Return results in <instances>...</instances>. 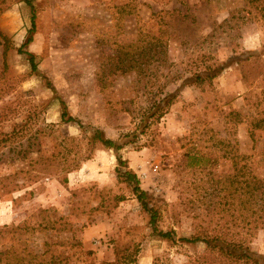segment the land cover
Returning <instances> with one entry per match:
<instances>
[{"label": "rangeland", "instance_id": "rangeland-1", "mask_svg": "<svg viewBox=\"0 0 264 264\" xmlns=\"http://www.w3.org/2000/svg\"><path fill=\"white\" fill-rule=\"evenodd\" d=\"M260 4L0 0L10 40L5 55L0 43V137L14 130L0 141V264H102L116 247L132 253L131 264H185L203 245L178 237L198 223L227 238L240 233L264 255V227L253 228L250 202L242 208L235 189L264 177V129L251 125L264 110V65L244 82L236 60L264 49ZM216 64L221 73L195 81ZM61 101L74 121L61 120ZM160 103V115L149 116ZM91 129L122 147L97 144L65 172L85 154ZM118 154L175 243L150 233L148 213L116 170H125Z\"/></svg>", "mask_w": 264, "mask_h": 264}, {"label": "trees", "instance_id": "trees-1", "mask_svg": "<svg viewBox=\"0 0 264 264\" xmlns=\"http://www.w3.org/2000/svg\"><path fill=\"white\" fill-rule=\"evenodd\" d=\"M256 1V0H255ZM261 4L259 5L260 10L264 11V0H260ZM6 7L0 9L3 11ZM34 26V21L32 17V28ZM31 41V36H29L26 41L22 44L21 47H24ZM9 38L0 30V43L3 47L2 54L5 55L9 48ZM21 51V49H19ZM24 54L27 55V60L29 62L31 71L40 75L46 82L47 86L53 89L51 81L48 80L45 76L41 75L40 71L37 68L36 55L30 51H23ZM264 49L256 53V56L243 54L239 56L236 60L241 70L242 80L244 82H249L254 80L258 74H260L263 70L264 65ZM263 57V58H262ZM262 61V62H261ZM224 65L216 64L215 67L211 65H207L206 71L202 73H198L195 75V81H202L204 79L210 80L214 76L218 75L224 69ZM62 104V112H61V120L64 122L74 121V117L68 115V111L63 101ZM167 103H160L157 106L155 105L154 109L151 111L149 116H157L160 115V110ZM159 112V113H158ZM146 118L143 119L144 127L147 126ZM52 125V124H51ZM252 128L254 129H264V110H261L260 114L251 122ZM49 126V125H48ZM80 127L84 130L85 128L80 125ZM22 128V126H21ZM85 131V130H84ZM12 133H5L0 137V141L8 140L11 138ZM91 134L86 136L87 138V148L85 154L81 157V159L72 160L71 163L65 165V172L70 171L73 168H77L78 164L81 160L87 159L91 156L95 146L97 144H101L104 147L113 148L114 151L118 152V150L122 147V144L119 141L107 138L103 135L100 129H91ZM118 162L121 165L125 166V170L122 171L117 167V172L119 176H122L124 180L129 181L132 184V191L141 201V204L144 210L148 213V223L151 228V234L159 236L161 239L168 240L171 243L176 242V235L173 229L170 230H162L158 226V218H159V209L155 204L150 203L151 197L148 192L142 189L139 185V179L134 171L128 168L127 162L121 160L119 154L117 155ZM53 164L58 165V161L54 160ZM50 165V164H49ZM241 169V168H240ZM49 170L51 167H43L41 172L39 173L41 176L49 174ZM244 174V172H242ZM66 174L64 175L62 182H66ZM236 191L239 190V195L242 196V200H240V204L242 208H244L246 202H250V215L252 217L251 223H254L253 228H263L264 227V177L261 178L258 175H252L250 179H244L239 182V185H236ZM242 220L245 219L246 215H242ZM192 233L186 237H178V240L184 241L187 243H199L203 245V250L196 254L194 258L190 261H187L185 264H264V255L256 253L252 251L248 244L243 240L240 233H235V236L232 238H227L225 233L222 232H208L203 229L201 224H195L193 227ZM127 248H117L115 251V257L111 261H104L102 264H131V262L135 261V257L132 256V253H127Z\"/></svg>", "mask_w": 264, "mask_h": 264}]
</instances>
